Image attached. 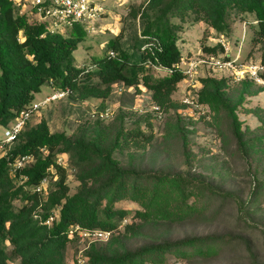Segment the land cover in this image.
Returning a JSON list of instances; mask_svg holds the SVG:
<instances>
[{"label":"trees","instance_id":"trees-1","mask_svg":"<svg viewBox=\"0 0 264 264\" xmlns=\"http://www.w3.org/2000/svg\"><path fill=\"white\" fill-rule=\"evenodd\" d=\"M18 7L14 0H0V124L4 126L34 100L35 92L45 84L53 89L68 88L69 95L83 97L108 94L115 80L126 84L141 82L152 89L160 105L167 106L171 103V91L184 76L176 66L182 57L177 31L184 22L204 20L228 33L231 17L250 13L252 39L264 41V0H148L142 7L129 11L134 17L139 14L141 23L133 41L123 40L121 28L108 41V51L92 60L94 67L85 68L74 63L72 51L78 45V34L51 32L44 20L31 18L27 11L20 13ZM153 36L159 47H142ZM217 49V44L203 43L201 53ZM148 59L171 66L172 70L154 76L149 71ZM259 61L264 64V50ZM94 77L97 82L92 80ZM228 79V76L201 77L199 100L227 118L231 136L245 149L250 138L241 128L236 108L245 94L252 91L249 88L252 81L242 80L237 92L230 94L225 90ZM26 124L27 121L0 156V264H10L6 240L12 244L11 253L20 257L21 264H63V249L76 236L69 232L72 225L112 229L117 225V217L125 212L115 206L122 199L139 203L137 215L153 221L188 217L199 210L197 201L207 193H214V187L196 174L123 166L113 155V145L97 137L73 138L64 132L50 131L45 118ZM66 153L79 181V188L73 193L67 192V161H57L58 156ZM24 154H31L34 160L14 168L15 159ZM50 173L58 175L57 193H52L48 203L43 204V211L34 212L42 198L37 185ZM257 186H264V182ZM192 195L195 197L190 201ZM18 198L23 201L20 205L14 202ZM56 207L58 217L54 213ZM50 215L53 221L49 226L45 219ZM222 239L220 235L207 234L130 249L121 237L111 235L104 245L94 242L88 245L85 264H142L145 259L162 263L167 251L186 254L185 247H191L194 253L209 254Z\"/></svg>","mask_w":264,"mask_h":264},{"label":"rangeland","instance_id":"rangeland-1","mask_svg":"<svg viewBox=\"0 0 264 264\" xmlns=\"http://www.w3.org/2000/svg\"><path fill=\"white\" fill-rule=\"evenodd\" d=\"M96 1L103 5L105 13H102L94 31H86L80 26L57 27L62 35L73 33L80 36L72 52L74 63L85 68L94 67L92 60L108 51V41L121 28L123 40L127 39V43L133 41L141 23L139 14L134 17L129 11L133 7H142L148 0ZM14 2L31 18L39 20L37 14L30 11L32 0ZM252 18L250 13L234 15L228 33L217 30L204 20L184 22L177 31L181 64L186 59L200 56L202 44H216L215 39L219 36L235 48L237 43L234 40L241 37L243 21L247 27L243 57L259 61L264 41L252 39ZM149 40L153 41L152 38ZM149 71L154 76L167 73L152 66ZM223 73L205 66L198 67L191 76L177 82L169 95L171 103L167 106L160 105L154 99L152 89L141 82L126 84L115 80L108 94L83 97L68 94L34 110L27 119L26 125L29 126L45 118L50 131L64 132L73 138L97 137L103 143L113 145V155L123 166L133 165L155 172H189L204 178L214 187L213 194L207 193L205 198L197 201L199 210L182 219L144 220L136 213L141 208L136 201L122 199L115 203L125 212L117 217V225L111 229L110 236L121 237L130 249L161 240L173 241L207 234L223 238L217 243L216 250L209 254H197L191 247H185L186 254L167 251L162 263L145 259L142 264H264V186H257L264 182V84H249L252 91L246 93L237 105L241 128L250 138L246 148L242 149L231 136L227 118L214 113L207 103L199 100L203 85L201 77L211 75L219 78L224 76ZM92 80L98 81L96 77ZM241 81L228 79L225 90L235 94ZM52 90V85L45 84L35 92L34 99ZM153 104H159L160 116ZM3 129L4 125L0 124V136ZM43 152L46 153L47 149L43 148ZM33 160L34 156L25 164ZM61 161H67V192L73 193L79 188L76 169L68 163V154ZM57 178V174L48 175L42 188L41 203L34 212L43 211V204L48 203L52 193H57ZM194 197L190 196V201ZM14 202L20 205L23 201L18 198ZM54 213L58 217L59 207L54 208ZM52 221L47 224L50 226ZM108 239L94 243L104 245ZM87 247L85 238L77 235L71 238L63 249V264H85ZM5 249L10 264H21L20 257L11 253L12 244L8 240Z\"/></svg>","mask_w":264,"mask_h":264},{"label":"built area","instance_id":"built-area-1","mask_svg":"<svg viewBox=\"0 0 264 264\" xmlns=\"http://www.w3.org/2000/svg\"><path fill=\"white\" fill-rule=\"evenodd\" d=\"M31 5V13L37 14L36 17L39 18V21L44 20L51 32L58 31V25L64 28L78 25L86 31H94L98 20L104 12L103 5L96 0H32ZM32 8L34 10H32ZM24 11L25 10L19 9L20 13ZM252 21L255 22L256 20ZM246 29V21H243L241 37L235 38L234 40V42L237 43L235 48H233L230 42L225 38L219 36L215 39L218 52H203L196 58L186 59L184 64H181L182 61L176 63V66L184 74L183 79L195 73L198 67L205 66L214 71H223L224 76H228L229 79L235 81L249 79L254 83L264 84V76L262 74L264 71V64L260 61H251L243 57V43L245 41ZM151 38L153 41L145 43L142 47L145 45L148 48H151L152 45L159 47L156 38L154 36ZM109 53L114 55L112 50H109ZM148 63L158 70L167 72L172 70L171 66L152 61L151 59H148ZM68 92V88L53 89L43 97L34 99L29 105L21 108L16 116L4 126L3 133L0 136V156L6 153L5 149L15 140L34 110H37L51 100L66 96ZM185 101L189 100L186 99ZM152 107L158 112V116H160L161 109L159 104H153ZM65 156L66 155L58 156L57 161L64 162L61 161V159ZM30 158H32L31 154L18 156L13 162L14 168L24 166L25 162ZM46 180L47 177L42 178L40 184L37 185L38 190H42ZM51 219H53L52 215L48 216L45 222L49 223ZM69 232L76 233L77 236L85 238L88 246L91 242L108 239L111 234V229L99 227L85 228L79 224H74ZM82 260H84V258H82Z\"/></svg>","mask_w":264,"mask_h":264},{"label":"crops","instance_id":"crops-1","mask_svg":"<svg viewBox=\"0 0 264 264\" xmlns=\"http://www.w3.org/2000/svg\"><path fill=\"white\" fill-rule=\"evenodd\" d=\"M103 13H105V11Z\"/></svg>","mask_w":264,"mask_h":264}]
</instances>
